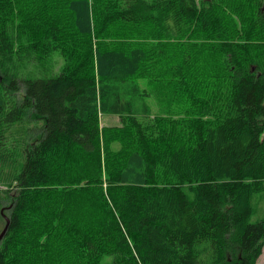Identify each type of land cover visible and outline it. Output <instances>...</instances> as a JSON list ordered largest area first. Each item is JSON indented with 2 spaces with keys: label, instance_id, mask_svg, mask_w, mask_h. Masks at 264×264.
<instances>
[{
  "label": "trees",
  "instance_id": "trees-1",
  "mask_svg": "<svg viewBox=\"0 0 264 264\" xmlns=\"http://www.w3.org/2000/svg\"><path fill=\"white\" fill-rule=\"evenodd\" d=\"M5 218L0 264H256L264 0H0Z\"/></svg>",
  "mask_w": 264,
  "mask_h": 264
},
{
  "label": "rangeland",
  "instance_id": "rangeland-1",
  "mask_svg": "<svg viewBox=\"0 0 264 264\" xmlns=\"http://www.w3.org/2000/svg\"><path fill=\"white\" fill-rule=\"evenodd\" d=\"M62 64V59L60 58V60H59V65L58 66H60ZM140 84H141V86L143 85L144 86V83H143V81H141V79H140ZM152 103H153V101H152ZM156 111V110H155ZM119 120H118V118H116L115 116H111V117H107V116H103V117H101L100 118V125L103 127V126H115V125H118L119 124ZM114 148H115V146H114ZM256 208H257V211H256V213L253 215V217H252V220H256L257 219V213H258V207L256 206ZM256 264H264V247H263V250H262V254H261V256L259 257V259L257 260V262H256Z\"/></svg>",
  "mask_w": 264,
  "mask_h": 264
},
{
  "label": "water",
  "instance_id": "water-1",
  "mask_svg": "<svg viewBox=\"0 0 264 264\" xmlns=\"http://www.w3.org/2000/svg\"><path fill=\"white\" fill-rule=\"evenodd\" d=\"M5 220L7 221V225L5 226L4 230L0 234V240L3 238V236H4L5 232H6L7 226H8V220H7V218H5Z\"/></svg>",
  "mask_w": 264,
  "mask_h": 264
},
{
  "label": "bare ground",
  "instance_id": "bare-ground-1",
  "mask_svg": "<svg viewBox=\"0 0 264 264\" xmlns=\"http://www.w3.org/2000/svg\"><path fill=\"white\" fill-rule=\"evenodd\" d=\"M3 230H4V229H3ZM1 233H2V232H1ZM1 240H2V239H1ZM1 240H0V241H1Z\"/></svg>",
  "mask_w": 264,
  "mask_h": 264
}]
</instances>
